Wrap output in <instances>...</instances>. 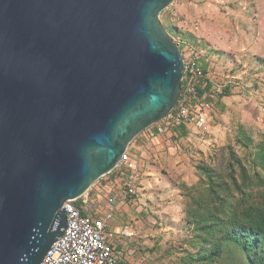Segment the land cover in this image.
<instances>
[{"label":"water","instance_id":"water-1","mask_svg":"<svg viewBox=\"0 0 264 264\" xmlns=\"http://www.w3.org/2000/svg\"><path fill=\"white\" fill-rule=\"evenodd\" d=\"M174 0H0V264H41L63 205L179 100Z\"/></svg>","mask_w":264,"mask_h":264},{"label":"rangeland","instance_id":"rangeland-1","mask_svg":"<svg viewBox=\"0 0 264 264\" xmlns=\"http://www.w3.org/2000/svg\"><path fill=\"white\" fill-rule=\"evenodd\" d=\"M159 20L165 32L176 39L174 42L179 44L180 52L187 44L197 48L199 61L214 89L226 90L228 96L223 98L226 105L222 103V112L214 110L208 114L205 132L189 129L177 141L172 139L171 133L157 137L156 147H160L159 152L166 158L165 172L172 183L176 176L173 166L183 167L176 183L181 186V194L178 191L177 199H171L177 212L169 219L146 226L144 231L148 233H143L136 241L135 236L130 240L118 237L116 246L122 248L129 264H245L237 249L225 240L219 244L218 258L201 261L204 253L209 252L204 233L211 224L203 220L211 221L206 218L222 213L224 210L217 206L220 203L225 208L230 204L223 193L219 194L217 205L210 204L213 197L206 193L207 181L202 170H214L218 179L228 186L232 183L230 174L240 182L238 167L229 154L234 155L246 169L250 187L243 197L230 188L233 201L239 202L242 198L246 205L264 204V0H174L159 15ZM155 129V125L151 127ZM145 132L140 134L145 141L140 151L144 148L149 161L145 162L132 145L128 148L131 156L142 161V170L158 162L152 154L151 141L148 145L143 137ZM106 182L108 177L96 182L92 189L102 187L107 192V187L103 186ZM189 199L193 200L192 206L188 205ZM197 200L210 206L197 209ZM169 202L167 199L165 203ZM201 208L200 215L194 213ZM117 221L116 216L112 221L114 227Z\"/></svg>","mask_w":264,"mask_h":264},{"label":"built area","instance_id":"built-area-1","mask_svg":"<svg viewBox=\"0 0 264 264\" xmlns=\"http://www.w3.org/2000/svg\"><path fill=\"white\" fill-rule=\"evenodd\" d=\"M180 53L182 77L179 100L173 110L155 125V130H151V127L146 130L143 135L145 140L170 133L173 128L180 125H185L198 133L207 130L208 114L212 113V105L207 102L206 95L196 97V86L202 77L200 52L193 45L187 44ZM216 92L210 93V96H216ZM130 145L137 151L141 150L136 143L132 142ZM128 148L114 170L126 174L123 190L115 191L113 185L106 182L103 186L107 187V192L102 187L94 191L93 185L80 199L64 203L65 232L51 245L41 264H129L122 251L116 249V241L120 236L132 235L126 231V228L118 229L112 225L114 202L116 200L123 202L125 198L136 201L140 193V172L144 168L140 159L128 153ZM90 191L98 199L94 203L88 201ZM77 201L81 202L80 207H77Z\"/></svg>","mask_w":264,"mask_h":264},{"label":"trees","instance_id":"trees-1","mask_svg":"<svg viewBox=\"0 0 264 264\" xmlns=\"http://www.w3.org/2000/svg\"><path fill=\"white\" fill-rule=\"evenodd\" d=\"M176 45L179 48V44L176 43ZM200 68L202 70V77L200 79V83L196 86V97L200 98L201 96L206 95L207 102L212 105V113L215 111L216 113L222 112L224 107L221 101L224 97L228 96V93L226 90H222V92L221 90H219V92H216L210 79L206 76V69L201 63ZM212 92H216L217 95L211 97L210 93ZM188 132L189 128H187L185 125H180L173 128L170 132V135L172 136V139L174 141H177L179 136L181 137ZM235 138L238 142L239 138H237V136H235ZM135 143L139 146H143L145 144V141L140 135L135 139ZM229 155L231 156L232 163H234L238 167L241 178L240 182L236 181V179L234 180V174H230V180L232 181V183H230L228 186L226 183H222L221 180L218 179V175L214 172V170L210 168H203L202 170V174L207 181L206 193L207 195L213 197V200L210 201V204L214 203L217 205L219 203L220 199L218 198L220 193H223L225 199H228L230 204L226 208L223 207L222 203L217 205L224 211L219 215L217 213H214L213 217L206 218L211 221L203 220V218L200 219V221L203 220L207 224L211 223L209 224V232L205 231L204 233L206 239L205 247L209 250V252L204 253L201 261L206 262L208 260L218 258L221 251V247L219 244L220 242L225 240L231 243L237 249L239 254L242 255L241 258L244 260L245 264H264V204L261 206L259 204L257 206L246 205L245 200L242 198H240L239 202L233 201L234 195L230 192L232 191L231 189L234 190L233 193L236 192L235 194L243 197L245 194V190L250 187V181L247 179L248 176L246 174V169L240 164L238 160H236L234 155ZM107 177L108 182L113 185L112 188L115 191L117 190L118 192H121L123 190L126 181L125 173L113 171ZM101 180L102 179H100L98 182H100ZM178 189L181 194V186H178ZM97 200L98 199L96 195L92 191H90L88 195L89 203H94ZM123 202L129 203L130 200L125 198ZM80 204V201L76 202L77 207H80ZM195 204L197 206V209L199 208V206H202L203 209L204 207L206 208L208 206V203L202 205V203L198 202V200L195 202ZM188 205L192 206L193 200L189 199ZM187 208L185 210L188 211ZM202 208L200 210H196L194 213L200 215L201 212L199 211H201ZM112 215L114 218L116 217L117 211L115 209L112 211ZM191 221L193 222L192 219ZM116 249L119 250L121 248L120 246H116Z\"/></svg>","mask_w":264,"mask_h":264},{"label":"crops","instance_id":"crops-1","mask_svg":"<svg viewBox=\"0 0 264 264\" xmlns=\"http://www.w3.org/2000/svg\"><path fill=\"white\" fill-rule=\"evenodd\" d=\"M224 99H222L221 102L226 105ZM156 139L157 138L149 140L146 139L148 145L149 141H151V143L154 145L153 146L152 144H150L151 148L154 150L152 154L155 155L158 162L156 164L148 163L151 165V168L147 167L145 168V170H142V172H140V193L137 196V200L130 201L129 203L119 202L118 200L114 202L118 220L116 228H126L127 231L132 235L131 237L127 238L129 240L132 237L134 238L135 236V238L132 239L136 241V239H138L140 235L147 232L144 231L146 230V226L151 227L159 220L163 221L164 218L165 220L166 218L169 219V216L172 215V213L177 212L175 210L176 208L174 204L172 203V200L177 199L176 193H178L179 189L178 186H176V183H178L177 178L178 175H181L183 167L178 166L176 168L175 166H173V175L176 176L172 178V180L174 181V183H172L170 180L171 178L168 179V174H166L165 172L166 158L164 157V155H162V153L159 152L158 148L160 147H156V145H158V142L156 141L157 144L155 142ZM135 148H137V146H135ZM143 149L142 151L138 152L139 156L145 162L147 160L149 161V159L147 158V154L144 153ZM168 189H170L169 192L167 191ZM167 199H169L171 202L165 203Z\"/></svg>","mask_w":264,"mask_h":264}]
</instances>
